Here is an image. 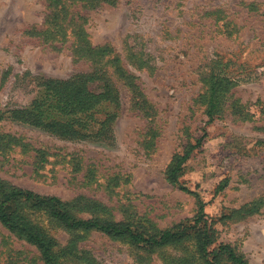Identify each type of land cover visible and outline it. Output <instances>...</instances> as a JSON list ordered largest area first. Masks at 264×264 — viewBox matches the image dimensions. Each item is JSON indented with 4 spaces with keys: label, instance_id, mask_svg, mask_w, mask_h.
Returning a JSON list of instances; mask_svg holds the SVG:
<instances>
[{
    "label": "rangeland",
    "instance_id": "obj_1",
    "mask_svg": "<svg viewBox=\"0 0 264 264\" xmlns=\"http://www.w3.org/2000/svg\"><path fill=\"white\" fill-rule=\"evenodd\" d=\"M63 6L67 20L59 28L52 17ZM82 29L93 47L113 48L152 106L150 116L109 67L121 109L102 138L65 140L13 119L43 81L92 71L75 52ZM221 57L233 62L227 76L234 86L208 125L207 79L225 73ZM205 134L180 182L206 204L211 250L230 245L249 264H264V0H114L96 7L62 0L58 9L53 0H0V181L58 197L81 219L129 222L156 234L193 225L199 203L169 182L168 170ZM33 220L58 242L60 264H205L193 240L152 250L67 231L42 214ZM0 264L44 263L0 224Z\"/></svg>",
    "mask_w": 264,
    "mask_h": 264
},
{
    "label": "trees",
    "instance_id": "obj_2",
    "mask_svg": "<svg viewBox=\"0 0 264 264\" xmlns=\"http://www.w3.org/2000/svg\"><path fill=\"white\" fill-rule=\"evenodd\" d=\"M53 1L57 4V9L62 4V0ZM83 1L87 7L114 4V0ZM66 13L67 7L63 6L52 17L59 28L67 20ZM86 37L85 31L79 30L80 43L75 52L77 57L91 62L92 71L88 74L75 75L67 81H43L30 106L14 110L13 119L65 140L102 138L119 118L121 109L120 95L109 73V67L114 69V75L131 92L134 106L150 116L152 106L144 97L135 79L120 66L118 56L113 55V48L93 47L86 41ZM219 61L225 73L208 76V89L204 96L207 99L208 125L218 117L221 100L226 99L225 96L234 86L233 80L227 76L232 71L233 62L224 57ZM205 137L206 134L178 155L168 170L169 182L194 196L199 203V211L193 225L186 223L156 234H148L136 230L129 222L116 223L104 221L99 217L81 219L74 213V205L64 203L58 197L42 196L9 186L2 181H0V224L11 234L34 246L44 264H60L56 253L58 242L33 220L35 214H42L50 222L67 231L99 232L113 239L128 240L133 245L152 250L186 244L193 240L205 264H220L221 259L229 264H249L230 245H221L211 250L213 241L207 224L206 204L197 192L191 191L180 182L184 165L202 147ZM226 187L227 181H224L218 187L217 193H221Z\"/></svg>",
    "mask_w": 264,
    "mask_h": 264
}]
</instances>
